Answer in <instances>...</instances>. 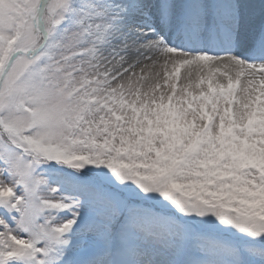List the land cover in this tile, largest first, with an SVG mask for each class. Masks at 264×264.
Listing matches in <instances>:
<instances>
[{"label":"snow or ice","instance_id":"1","mask_svg":"<svg viewBox=\"0 0 264 264\" xmlns=\"http://www.w3.org/2000/svg\"><path fill=\"white\" fill-rule=\"evenodd\" d=\"M0 264H264V0H0Z\"/></svg>","mask_w":264,"mask_h":264}]
</instances>
